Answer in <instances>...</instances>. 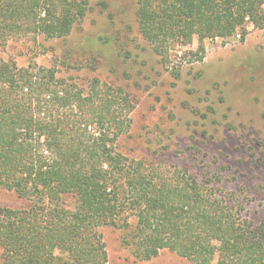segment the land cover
Here are the masks:
<instances>
[{
    "label": "trees",
    "instance_id": "trees-1",
    "mask_svg": "<svg viewBox=\"0 0 264 264\" xmlns=\"http://www.w3.org/2000/svg\"><path fill=\"white\" fill-rule=\"evenodd\" d=\"M154 52L264 30V0H135ZM77 0H0V47L62 38L85 15ZM201 58V56L199 57ZM132 105L118 89L87 85L35 61L0 56V188L23 201L0 206V264H106L99 229L115 227L141 260L169 250L195 264H264V219L242 215L179 168L126 157L118 139Z\"/></svg>",
    "mask_w": 264,
    "mask_h": 264
},
{
    "label": "rangeland",
    "instance_id": "rangeland-1",
    "mask_svg": "<svg viewBox=\"0 0 264 264\" xmlns=\"http://www.w3.org/2000/svg\"><path fill=\"white\" fill-rule=\"evenodd\" d=\"M85 15L62 38L9 40L0 56L35 61L86 84L121 90L132 105L117 147L130 159L181 169L219 193L234 194L242 215L264 219V30L252 23L231 37L175 45L161 58L141 36L135 0H77ZM264 8V4H263ZM201 56V58H199ZM185 175V174H184ZM186 176V175H185ZM23 201L0 188V206ZM106 264H195L169 250L148 260L122 243L120 229H99ZM1 252V249H0Z\"/></svg>",
    "mask_w": 264,
    "mask_h": 264
}]
</instances>
